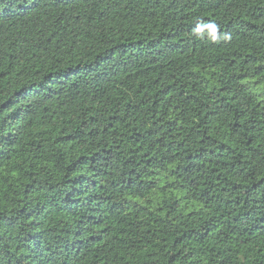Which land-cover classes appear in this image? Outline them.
<instances>
[{"label": "trees", "instance_id": "obj_1", "mask_svg": "<svg viewBox=\"0 0 264 264\" xmlns=\"http://www.w3.org/2000/svg\"><path fill=\"white\" fill-rule=\"evenodd\" d=\"M0 264H264V0H0Z\"/></svg>", "mask_w": 264, "mask_h": 264}]
</instances>
